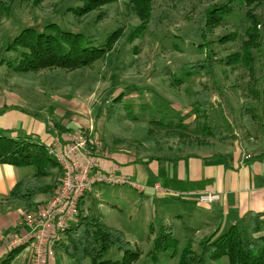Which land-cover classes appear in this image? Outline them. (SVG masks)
Here are the masks:
<instances>
[{"label": "rangeland", "instance_id": "374dc122", "mask_svg": "<svg viewBox=\"0 0 264 264\" xmlns=\"http://www.w3.org/2000/svg\"><path fill=\"white\" fill-rule=\"evenodd\" d=\"M228 1L154 0L147 27L132 35L142 21L127 0L107 1L92 9L90 0H14L8 13L0 16V113L11 104L16 128L26 125V131L37 122L44 125L43 133H76L87 141L136 151L144 159L219 150L224 137L215 125L224 122L229 127L230 119L237 125L233 136L252 137L260 150L264 148V21L258 26L257 45L250 49L251 59L228 62L246 37L244 6L232 1L230 12L213 27L205 25L203 15L212 5ZM49 22L97 38L98 44L113 32L116 39L111 51L82 68L17 72L9 66L15 52L7 47L18 31L41 30ZM207 59L213 61L221 92H212L209 110L204 112L196 107L195 93L211 89L212 83L206 73L188 71L190 63ZM244 105L249 106L248 116L253 115L248 124L241 115ZM109 106L112 116L107 120ZM24 170L32 173L30 166ZM60 177L52 179L55 186ZM90 192V211L124 233L139 254L134 264H178V253L170 256L167 250H153L152 239L161 227L173 226L177 231L178 250L192 238L196 251L200 239L214 229L211 221L192 219L191 207L171 196L167 203L160 196H152L151 201L127 183H98ZM49 196L43 195L35 206ZM196 224L202 227L199 232L193 228ZM1 248L0 264L9 253L5 244ZM122 255L111 247L105 258L119 261ZM59 259L60 264H73L64 255ZM211 263L228 264V258ZM46 264H54L52 258Z\"/></svg>", "mask_w": 264, "mask_h": 264}, {"label": "trees", "instance_id": "16d2710c", "mask_svg": "<svg viewBox=\"0 0 264 264\" xmlns=\"http://www.w3.org/2000/svg\"><path fill=\"white\" fill-rule=\"evenodd\" d=\"M90 1L89 9H92L111 0ZM153 1L127 0L129 7L142 21L140 26L132 30V35L143 32L147 27ZM232 1L244 6L247 27L240 51L227 58V61L246 62L251 59L250 49L257 45L258 26L264 21V0H229L227 3L212 5L203 13L206 17L205 25L213 27L221 23L223 17L230 12ZM13 2L14 0H0L1 17L8 13ZM96 39L86 38L82 33L64 30L54 22L45 23L41 30L25 27L18 31L7 47L15 52L8 65L17 72H35L49 68L69 70L82 68L103 57L107 51H111L116 32L109 34L103 44L95 43ZM212 62L207 59V62L189 64L188 72L206 73L212 83L211 89L204 87L195 93L196 107L204 112L209 110L212 92L221 90L211 68ZM248 109L249 106L245 107V105L241 108V115L246 118L247 124L253 119V115L248 116ZM111 116L112 108L109 106L105 118L110 120ZM209 132L212 133L211 130ZM45 146L34 137L22 139L0 134V164L32 168V173L16 182L8 192L6 198L8 203L19 201L28 211L35 207L33 200L37 195L49 196L54 192L51 189L55 188L56 184H53L52 179L60 176L61 170L47 153ZM78 210L76 220L66 227L60 239L53 242V254L49 260L52 258L54 264H60V255H64L73 264H81L86 258L91 260V264L136 262L139 254L132 249L120 229L107 225L101 214L91 211L83 213L80 202ZM212 222L214 229L200 239L197 251L192 249V238H188L178 250L173 226L160 228V232L152 239L153 250H167L170 256L178 253V264H212L211 262L223 256L228 258V264H264V217L261 212H251L225 229H222V220L219 216H214ZM111 247L123 252L121 260L111 261L105 258ZM21 248L10 250L6 259L2 260V264L11 262Z\"/></svg>", "mask_w": 264, "mask_h": 264}, {"label": "crops", "instance_id": "0c3cea01", "mask_svg": "<svg viewBox=\"0 0 264 264\" xmlns=\"http://www.w3.org/2000/svg\"><path fill=\"white\" fill-rule=\"evenodd\" d=\"M8 105L10 108L0 113L1 135L10 132L8 136L15 138L34 137L45 145L55 140H65L67 135L43 133L44 125L37 122H33L26 131V125L16 128L11 112L14 108ZM228 121L230 128L224 122L215 125L221 128L224 137L219 141L222 148L216 151L198 150L175 157L156 155L152 159H144L136 151L122 146H104L100 142L106 150L100 169L125 174L127 184L142 196L150 199L160 196L164 198V203H167L168 196L181 200L191 207L189 215L198 222H212L214 216H219L222 229H225L251 212H261L264 217V148L256 149L259 141L252 137L233 136L237 125L230 119ZM27 167L0 164V257L3 254L1 244H5L8 251L15 249L8 247L9 237L19 229L22 231L21 221L26 210L19 201L8 203L6 198L16 182L30 175L31 170H24ZM205 192L218 193L220 200L211 204L199 202V195ZM90 193L80 201L83 213L90 211L87 204ZM42 196L39 194L34 198L35 204L41 202ZM193 228L196 232L202 230L197 224ZM20 247L8 264H30L31 246L24 244Z\"/></svg>", "mask_w": 264, "mask_h": 264}, {"label": "built area", "instance_id": "2783aa9c", "mask_svg": "<svg viewBox=\"0 0 264 264\" xmlns=\"http://www.w3.org/2000/svg\"><path fill=\"white\" fill-rule=\"evenodd\" d=\"M47 153L61 170L60 181L54 192L41 205L23 214L22 231L14 232L8 240V247L31 246L30 264H46L53 254V242L76 220L81 199L98 183L125 184V174L103 172L101 159L106 150L101 143L70 133L64 141L55 140L45 146ZM216 192L199 195V202L211 204L220 200ZM40 203V202H39Z\"/></svg>", "mask_w": 264, "mask_h": 264}]
</instances>
